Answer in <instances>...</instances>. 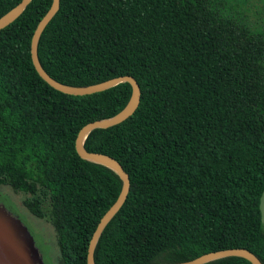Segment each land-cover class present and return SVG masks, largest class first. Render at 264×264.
<instances>
[{
  "label": "trees",
  "instance_id": "16d2710c",
  "mask_svg": "<svg viewBox=\"0 0 264 264\" xmlns=\"http://www.w3.org/2000/svg\"><path fill=\"white\" fill-rule=\"evenodd\" d=\"M19 1L0 0V17ZM51 2L30 0L0 30V185L53 227L60 264H86L122 180L80 157L75 138L122 110L132 87L71 95L40 77L30 42ZM37 53L61 83L130 75L141 90L131 116L83 141L130 180L95 264H169L234 247L264 264V0H60Z\"/></svg>",
  "mask_w": 264,
  "mask_h": 264
},
{
  "label": "water",
  "instance_id": "95a60500",
  "mask_svg": "<svg viewBox=\"0 0 264 264\" xmlns=\"http://www.w3.org/2000/svg\"><path fill=\"white\" fill-rule=\"evenodd\" d=\"M30 0H20L15 6L8 10L0 17V30L12 23L24 10ZM60 6V0H52L50 7L37 23L30 42V56L33 66L42 79H44L51 87L71 95H85L102 91L110 88L120 82L128 81L131 84V97L125 107L117 114L103 119H97L84 124L78 131L75 138V149L80 157L94 162L104 164L117 173L122 185L116 200L105 211L97 223L88 243L86 264L94 263V249L98 238L103 229L112 217L119 211L126 200L130 189V180L128 173L123 169L122 165L112 156L101 152L88 151L83 146V141L92 129L107 128L119 124L136 110L140 101V87L136 79L130 75H120L112 77L97 83L85 86H73L61 83L53 79L42 67L37 53L38 41L42 31L48 22L55 15ZM259 209L261 212V220L264 222V189L260 195ZM239 256L247 259L252 264H262L257 256L244 247H234L219 249L201 254L190 260L169 263V264H203L205 262L226 257ZM0 264H44L41 253L32 235L28 231L24 223L12 212L5 208L0 202ZM168 264V263H153Z\"/></svg>",
  "mask_w": 264,
  "mask_h": 264
},
{
  "label": "rangeland",
  "instance_id": "374dc122",
  "mask_svg": "<svg viewBox=\"0 0 264 264\" xmlns=\"http://www.w3.org/2000/svg\"><path fill=\"white\" fill-rule=\"evenodd\" d=\"M0 202L27 227L44 264H60L53 227L48 222L33 216L22 204L20 196L8 186L0 185Z\"/></svg>",
  "mask_w": 264,
  "mask_h": 264
}]
</instances>
